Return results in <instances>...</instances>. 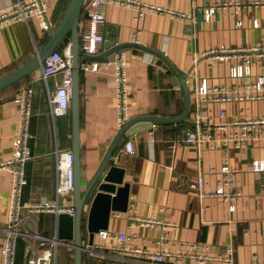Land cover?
I'll return each mask as SVG.
<instances>
[{"label": "crops", "instance_id": "crops-1", "mask_svg": "<svg viewBox=\"0 0 264 264\" xmlns=\"http://www.w3.org/2000/svg\"><path fill=\"white\" fill-rule=\"evenodd\" d=\"M16 0H0V9ZM47 16L51 29H43L36 17L18 20L0 27V76L19 67L42 49L50 39L51 30L61 22L70 0H48ZM87 1V0H86ZM173 8L192 17L181 18L167 13L146 11L134 7L109 4L105 8L103 26L105 41L138 42L159 50L182 74H188L187 85L191 97V110L197 111L195 89L199 77L206 76L210 85L231 84L229 62L217 61L203 55V51L219 46H264V0H141ZM214 6L206 20L205 8ZM83 9L79 34L86 27ZM254 19L258 20L257 26ZM240 20V25L237 21ZM70 41V34L55 48ZM127 56L126 72L129 88V117L139 114L176 116L184 108V91L173 82V72L157 64L151 53L124 48ZM117 52V51H116ZM84 55L80 52V60ZM97 60V70H80V139L81 174L83 186L102 161L109 144L121 128L116 103L115 65L113 60ZM34 68L27 76L0 89V161L12 158L19 108L14 98L25 87L32 88L31 114L27 147L30 157L24 164L25 180L21 201L56 200L57 148L72 147L71 111L52 116L49 96L61 80V74L42 76V68ZM264 74V58L254 57L250 77ZM220 105L226 108L228 120L237 116L264 115V100L237 101L223 104L205 103L204 115L217 121ZM186 118V119H187ZM182 122L161 123L151 133V126L138 123L140 129L124 135L114 153L117 164L125 168L124 181L129 182L130 196L125 212L112 211L106 230L127 232L133 247L145 246L156 250L155 240L160 228L150 229L129 216L159 214L173 225L168 228L164 248L182 249L181 244L200 242L209 245L211 254L224 246H233L234 264H252L264 260V172L253 170V158L260 157L264 140L239 150H233L227 161L236 171L232 177L233 190L240 194L233 198L216 195L200 196L196 183L204 177L206 192L217 188L222 179L225 163L222 149H198L182 140L187 126ZM184 122V123H183ZM143 126V127H142ZM228 133L230 132L227 130ZM221 136V132H218ZM132 140L134 153L122 150L126 140ZM262 157V156H261ZM213 172H209V168ZM11 192V173L0 170V264L3 262L2 245L4 227L8 221ZM233 206V207H232ZM89 205H85L87 210ZM86 214V213H85ZM58 215L51 211H35L26 226L52 235L58 233ZM69 244L73 239L64 238ZM82 264H197L193 259L176 263L156 261L149 257L121 255L109 248L116 243L103 239L98 232L93 244L83 236ZM100 244L103 247L99 246ZM199 252H203L200 250ZM29 256L26 241H16L15 264H26ZM74 247L60 245L56 264H74ZM207 264H227L212 261Z\"/></svg>", "mask_w": 264, "mask_h": 264}, {"label": "built area", "instance_id": "built-area-1", "mask_svg": "<svg viewBox=\"0 0 264 264\" xmlns=\"http://www.w3.org/2000/svg\"><path fill=\"white\" fill-rule=\"evenodd\" d=\"M109 4H119L134 7L140 13L155 11L167 13L181 18L192 17V14L152 4L141 0H85L84 10L86 12V27L79 34L80 52L84 58L79 61L80 70H97L99 62L91 56L100 54L104 42L103 26L106 22L105 8ZM48 0H16L8 6L0 9V27L18 20H28L36 17L40 26L47 30L51 29L47 16ZM215 8H205L206 20L213 14ZM237 23L240 25L241 21ZM258 20L254 19L257 26ZM203 55L212 60L229 62V77L234 81L231 84L210 85L206 76L199 77L196 86L195 102L197 111L194 115L186 117L187 126L183 131L182 140L190 145L201 149L206 146L211 149H222L225 163L221 168L222 179L217 188L206 192L203 189L204 177H198L196 188L200 196L216 195L224 198H233L240 194L239 190H233L232 177L236 168L227 161L233 150H239L247 146H254L264 140V115L244 117L237 116L228 120L226 108L220 105L217 121L203 114V104L209 102L226 103L237 101H259L264 100V74L250 80L238 82L239 79L250 77L254 57L264 58V46L251 45L248 47H228L223 44L203 51ZM155 59V58H152ZM115 65L116 103L119 110L118 124L121 127L129 117V88L127 84V56L125 51L119 50L115 53L113 60ZM42 76L47 79L51 75L61 74V80L51 91L49 96L50 111L52 116L64 115L71 110V90L73 82L72 47L71 42L60 46L52 51L42 62ZM32 88L25 86L15 96L14 100L19 108V120L16 134L13 140L14 152L12 158L0 161V170L11 173V192L9 203L8 221L4 227V241L2 245V264H15L16 241L21 237L26 241L29 256L26 264H56L59 246L72 245L58 233L47 235L39 230L26 226V221L35 211H51L57 215L62 212L75 213L73 205L74 187V156L70 147L57 148L56 155V200H42L37 202L23 203L21 201V190L25 180L24 164L30 157L27 147V139L30 136L28 130L31 114ZM158 122H152L151 133L158 127ZM229 130L230 132L228 133ZM221 132V136H218ZM124 153H134L133 141L128 139L122 149ZM262 157L253 158L252 167L254 171L264 172V144L262 146ZM117 156H114V161ZM117 162V161H116ZM213 172V168H209ZM233 207V206H232ZM138 224L150 229L160 228L161 233L155 242L159 246L156 250H150L145 246L133 247L130 244L131 236L127 232H113L101 229L98 234L103 239H113L116 243L109 248L111 251L121 255H137L149 257L156 261L169 260L180 263L183 259H193L197 264H207L212 261H225L227 264L233 262V246L228 244L219 250L217 254H211L208 244L190 242L181 244L182 249L164 248L165 236L169 227L173 224L163 219L159 214L151 216H129ZM99 246L103 247L102 244ZM74 247V246H73ZM203 250V252H199ZM252 264H264V260H256Z\"/></svg>", "mask_w": 264, "mask_h": 264}, {"label": "water", "instance_id": "water-1", "mask_svg": "<svg viewBox=\"0 0 264 264\" xmlns=\"http://www.w3.org/2000/svg\"><path fill=\"white\" fill-rule=\"evenodd\" d=\"M85 5V0H70L66 12L54 30H51L50 39L45 46L19 67L0 76V89L7 87L27 76L34 68L40 65L45 58L55 50L70 34L72 47L73 82L71 90L72 116V152L74 156V187L73 205L75 213L62 212L58 214V236L73 239L74 264H82L84 250L83 236L87 234L88 244L92 245L94 235L101 229H107L112 211L125 212L128 209L130 185L124 181L125 168L114 161V153L121 138L131 135L140 129L138 123L146 121L143 126H151L152 122L172 123L182 122L191 110V97L187 85L188 74H182L177 67L167 59L163 53L150 46L138 42L105 41L104 51L92 58H103L112 61L116 51L132 47L152 54L157 64L169 68L173 72V82L180 84L184 91L185 104L182 112L176 116H162L155 114H139L129 118L115 134L113 140L92 176L83 186L81 174V139H80V44L79 23ZM142 126V127H143ZM85 205H89L85 210ZM86 213V214H85Z\"/></svg>", "mask_w": 264, "mask_h": 264}, {"label": "trees", "instance_id": "trees-1", "mask_svg": "<svg viewBox=\"0 0 264 264\" xmlns=\"http://www.w3.org/2000/svg\"><path fill=\"white\" fill-rule=\"evenodd\" d=\"M13 84H14V83H13ZM184 122H185V121H184ZM184 122H183V123H184Z\"/></svg>", "mask_w": 264, "mask_h": 264}]
</instances>
